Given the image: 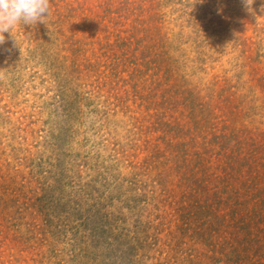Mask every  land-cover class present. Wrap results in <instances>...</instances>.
Here are the masks:
<instances>
[{
    "label": "rangeland",
    "instance_id": "rangeland-1",
    "mask_svg": "<svg viewBox=\"0 0 264 264\" xmlns=\"http://www.w3.org/2000/svg\"><path fill=\"white\" fill-rule=\"evenodd\" d=\"M50 5L0 45V264H264V0Z\"/></svg>",
    "mask_w": 264,
    "mask_h": 264
},
{
    "label": "clouds",
    "instance_id": "clouds-1",
    "mask_svg": "<svg viewBox=\"0 0 264 264\" xmlns=\"http://www.w3.org/2000/svg\"><path fill=\"white\" fill-rule=\"evenodd\" d=\"M241 3L245 11L254 13L252 5L255 0H241ZM50 8V0H0V45L5 42L4 33H11L21 23L28 26L44 24L51 15Z\"/></svg>",
    "mask_w": 264,
    "mask_h": 264
},
{
    "label": "trees",
    "instance_id": "trees-1",
    "mask_svg": "<svg viewBox=\"0 0 264 264\" xmlns=\"http://www.w3.org/2000/svg\"><path fill=\"white\" fill-rule=\"evenodd\" d=\"M244 214H245L244 211L243 212L234 211L233 214L235 221H238L237 223L240 224L241 227L243 226V228H249L251 224L255 222L256 218L260 216V214H257V216L255 215L253 216V214H250V216H244Z\"/></svg>",
    "mask_w": 264,
    "mask_h": 264
}]
</instances>
